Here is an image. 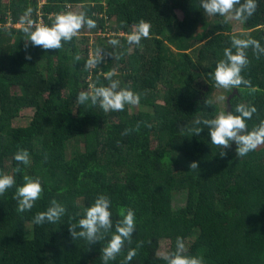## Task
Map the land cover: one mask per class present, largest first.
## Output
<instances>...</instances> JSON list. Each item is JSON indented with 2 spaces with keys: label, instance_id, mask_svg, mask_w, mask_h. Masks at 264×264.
Masks as SVG:
<instances>
[{
  "label": "trees",
  "instance_id": "16d2710c",
  "mask_svg": "<svg viewBox=\"0 0 264 264\" xmlns=\"http://www.w3.org/2000/svg\"><path fill=\"white\" fill-rule=\"evenodd\" d=\"M258 4L254 15L240 22L264 46V0ZM38 5L39 0H0V172L12 173L14 153L25 148L31 163L13 173L16 184L24 175L37 176L44 188L25 213L16 211L15 188L0 196V264H102L100 249L111 234L87 246L83 238L71 237L67 224L70 216L76 223L102 193L112 201L114 224L123 207L136 215L132 244L109 264H122L138 241L144 243L129 264H166L161 255L175 250L177 236L204 264H264V145L238 157L233 142L222 158L207 128L199 136L187 130L195 116L218 113L210 98L218 90L210 73L231 46L238 21L209 16L199 0H48L42 22ZM67 5H81L97 23L91 30L100 31L94 47L103 59L95 68H85L91 49H81L77 37L60 50L45 51L31 41L25 50L21 17L28 13L26 18L50 25L54 18L48 15ZM141 19L151 24L150 37L129 45L127 35ZM112 39L119 44L111 45ZM142 46L152 50L141 52ZM247 51L250 64L242 75L256 91L242 85L230 106L242 102L257 108L247 121L251 130L264 119V54L256 59ZM112 68L122 87L141 94L139 105L105 113L98 105L75 103L90 85H106L103 74ZM234 90L228 89V97ZM25 109L33 115L16 126ZM137 122H142L139 131L122 135ZM192 161L199 169L189 171ZM174 192H187L186 206L177 213ZM52 199L66 207L65 216L35 225L34 214Z\"/></svg>",
  "mask_w": 264,
  "mask_h": 264
},
{
  "label": "clouds",
  "instance_id": "9594fccd",
  "mask_svg": "<svg viewBox=\"0 0 264 264\" xmlns=\"http://www.w3.org/2000/svg\"><path fill=\"white\" fill-rule=\"evenodd\" d=\"M48 0H39L38 15L39 20L43 6ZM200 8L209 16L224 17L225 20L247 21L256 12L259 4L258 0H199ZM78 6V5H77ZM73 5H67L66 9H62L59 13L48 15L50 19L54 18L49 24L37 23L28 17V13L21 17L20 23L26 25L22 28L25 40V50H27V41H31L33 46H39L41 49L60 50L66 43H71L75 37L79 35L81 30L86 26L88 29L97 27L94 19L88 17L87 13L80 11H72ZM76 7V6H75ZM134 30L127 35L129 45H139L142 39L150 37L151 24L141 19L138 24L133 26ZM78 38V37H77ZM109 43L113 46L119 44V40L112 39ZM233 49L235 51H233ZM248 49H251L256 59L264 54V46L259 40L247 34L235 36L231 40V46L225 47L223 50V58L219 59L214 71L210 73L215 87L222 89H239L242 85L255 92L256 88L252 86L251 81L245 79L242 72L248 67L250 61L248 59ZM117 59L120 57L117 56ZM26 60H31V54L25 55ZM103 58L99 49L88 59L85 64L86 69L95 68L100 64ZM76 61L80 60V56L75 57ZM106 85L100 86L90 85L89 90L80 91L75 103L78 105H88L89 107L99 106L105 113L122 112L126 105L137 106L140 103L141 94L134 92L128 86H121V81L115 79L118 72L112 68L104 73ZM226 98L221 95L218 100L223 101ZM206 105L210 101H205ZM200 113V112H198ZM257 113V108L251 104L238 103L234 108L219 111L212 118H204L200 115L194 117L192 126L188 128V132L193 136H199L201 132L207 128L210 136V143L222 149L218 154L220 157L227 155L229 149L234 142L236 144V156L244 157L249 152L256 150L259 146L264 145V119L258 124L253 125L251 130L248 128L247 121L251 120L253 114ZM137 122L132 128H126L122 135H127L133 131H139L140 124ZM146 123V122H143ZM151 127L150 124L146 125ZM181 132L185 130V125H180ZM13 159L17 162V166L12 173L0 172V196H3L9 189L15 188L12 199L16 201L17 213L29 212L41 199L44 188L42 181L37 176H23V183L16 184V178L13 173L22 171L19 165H29L31 163L30 153L25 148H19L14 153ZM199 169V162L192 161L189 164V171ZM112 201L107 194H98L94 202L84 208L83 215L76 222L74 216L69 217L68 230L71 237L76 240L83 238L87 246L100 243L107 239L106 246L100 249L99 259L102 264H109V261H115L117 256L122 252L125 244H132L133 233L136 229V215L131 207H123L119 211L120 219L115 224L112 220L111 212ZM67 212L66 207L52 199L46 210L38 211L34 214L33 223L42 225L45 223L55 224L59 222ZM80 231H77V229ZM114 229V230H113ZM143 241H138L136 248H129L122 264H129L137 255V250L143 245ZM90 251L91 249L88 248ZM161 258L166 264H204V258L199 255H191L188 252L183 237L177 236L175 242V250L164 252Z\"/></svg>",
  "mask_w": 264,
  "mask_h": 264
},
{
  "label": "rangeland",
  "instance_id": "374dc122",
  "mask_svg": "<svg viewBox=\"0 0 264 264\" xmlns=\"http://www.w3.org/2000/svg\"><path fill=\"white\" fill-rule=\"evenodd\" d=\"M70 10L80 12V11H82V6L78 5L76 7L70 8ZM99 17H101V16H99ZM243 26L244 25L240 21L236 22L235 25L233 26L231 35L233 37L240 36L241 34L249 35V32H247ZM19 27L20 26H18V28ZM99 32L100 31H98V33H96L94 30L86 29L84 31L81 30V32L77 36L78 37L77 41H79L81 49H84V46L86 45L92 50L91 51L89 49L90 52L92 53V54L90 53V57H92L95 53L94 44L97 42V38L100 35ZM150 50H152V49L142 46L141 52H144V53L147 52L148 53ZM200 83H201L203 88L206 87V82L204 81V79L200 80ZM205 89H207V87ZM228 92H229L228 89L219 88L217 91H214V93H212V95L210 96V98H212L214 100V103L217 106L218 112L226 110L227 98L230 97V96L228 97ZM147 94L150 96H154L152 91H148ZM221 95H223L226 99L223 101L218 100V97ZM141 109L146 110L147 112L153 113V111L148 109V108H141ZM33 113H34L33 109L23 110L21 112L22 117H19V119H17L15 121V125L16 126L25 125L29 121V119H28L29 117H27V116H32ZM81 146H82V144L79 143L78 147H81ZM186 203H187V192H174L173 193L172 205H173V209L176 213L181 211L182 209H184L186 206Z\"/></svg>",
  "mask_w": 264,
  "mask_h": 264
},
{
  "label": "water",
  "instance_id": "95a60500",
  "mask_svg": "<svg viewBox=\"0 0 264 264\" xmlns=\"http://www.w3.org/2000/svg\"><path fill=\"white\" fill-rule=\"evenodd\" d=\"M237 94H238V91H237V89H235L234 92H233V94L230 95V97L228 98V100H227V107H228V110L231 109V106H230V104H231V100H232Z\"/></svg>",
  "mask_w": 264,
  "mask_h": 264
},
{
  "label": "built area",
  "instance_id": "2783aa9c",
  "mask_svg": "<svg viewBox=\"0 0 264 264\" xmlns=\"http://www.w3.org/2000/svg\"><path fill=\"white\" fill-rule=\"evenodd\" d=\"M40 22H42V20H40Z\"/></svg>",
  "mask_w": 264,
  "mask_h": 264
}]
</instances>
